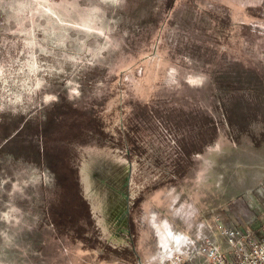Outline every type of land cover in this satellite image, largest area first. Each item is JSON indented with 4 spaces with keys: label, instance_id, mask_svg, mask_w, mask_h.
Masks as SVG:
<instances>
[{
    "label": "rangeland",
    "instance_id": "rangeland-1",
    "mask_svg": "<svg viewBox=\"0 0 264 264\" xmlns=\"http://www.w3.org/2000/svg\"><path fill=\"white\" fill-rule=\"evenodd\" d=\"M196 1L198 7L175 0L168 8L165 0H0V264H166L172 241L187 238L193 246L191 240L217 236L226 244L222 224H261L264 198L253 190L264 180V99L254 74L234 67L242 60L264 68V33L252 42L224 38L230 53L226 44L210 51L213 20L200 9L227 10L233 20L264 29V18L244 11L263 0ZM63 97L75 106L104 100L113 118L117 105L125 112L137 102L169 119L188 112L198 118L188 124L197 143L199 116L215 119L216 137L191 155L184 179L142 193L129 225L125 213L115 218L128 191L125 156L85 147L84 192L107 239L128 241L120 250L126 258L70 241L49 222L54 173L22 152L38 145L26 122L43 121ZM145 139L150 157L162 136ZM142 171L144 180L158 178L155 166ZM242 174L258 182L240 190ZM131 181L129 202L144 184Z\"/></svg>",
    "mask_w": 264,
    "mask_h": 264
},
{
    "label": "trees",
    "instance_id": "trees-1",
    "mask_svg": "<svg viewBox=\"0 0 264 264\" xmlns=\"http://www.w3.org/2000/svg\"><path fill=\"white\" fill-rule=\"evenodd\" d=\"M187 1L196 4L197 7L200 4L196 0ZM174 3L175 0H165L168 8H171ZM244 11L246 15L264 18L262 17L264 16V0L244 8ZM200 12L210 21L213 20L212 26L211 22L209 23L210 27H213L214 40L206 44L210 51L218 50L226 44L225 51L229 52V44L224 43V38L232 37L235 40L243 39L248 42L263 38V28L238 19L235 21L229 16L227 10L216 13L207 5L206 8H201ZM230 44L236 43L233 41ZM219 52L222 58V51ZM231 58L234 62L238 61L234 59L236 56L233 54ZM234 68L254 74L255 83L259 86L257 90L260 101H262L264 99V68L257 71V67H249L248 64L244 66L242 60L236 63ZM121 106H116L119 112L117 118H113L114 112L106 111L104 100L75 106L63 97L50 106L43 121L26 122L33 139L38 140V145L22 153L31 161L46 164L54 173V189L47 213L49 222L57 232L70 241L80 242L86 248L101 250L100 254L107 252L120 254L126 258V254L120 250L127 247L128 241L120 244L107 239L99 222H96L97 212L93 210L84 192L80 164L86 155L85 147L107 148L125 156L131 167L127 182L128 195L132 179L139 184L144 182L140 195L135 194L134 200L129 202V224L131 212L133 208L139 206L144 193L155 190L163 184L176 183L184 179L193 165L191 155L212 142L217 135V126L212 116L202 113L194 128L195 133L199 135V143H197L191 139L193 135L189 132L188 126L191 120H196L195 115L181 112L169 119L168 115H163L154 108L148 109L142 103L132 104V107L125 112ZM237 112L239 116L244 114L241 107L237 109ZM153 135L162 136L163 143L154 148L150 152L151 156L147 157L145 153L149 151V146L146 145L145 137ZM168 150L172 151V156L168 159L159 156V151L167 152ZM15 154L19 152L15 151ZM143 165L157 167L158 178L144 180ZM129 254L132 255V253ZM131 258L130 260H133L134 256L132 255Z\"/></svg>",
    "mask_w": 264,
    "mask_h": 264
},
{
    "label": "built area",
    "instance_id": "built-area-1",
    "mask_svg": "<svg viewBox=\"0 0 264 264\" xmlns=\"http://www.w3.org/2000/svg\"><path fill=\"white\" fill-rule=\"evenodd\" d=\"M253 192L264 198V180L257 183ZM262 206L263 219L256 228H241L232 223L221 225L219 232L226 244H221L217 236L205 237L196 243L191 240L193 246L187 238L172 241L166 264H264Z\"/></svg>",
    "mask_w": 264,
    "mask_h": 264
},
{
    "label": "crops",
    "instance_id": "crops-1",
    "mask_svg": "<svg viewBox=\"0 0 264 264\" xmlns=\"http://www.w3.org/2000/svg\"><path fill=\"white\" fill-rule=\"evenodd\" d=\"M221 141L222 140H218L217 142L218 146L221 145L222 143ZM239 178H241V181L236 182V188L240 190H243L245 187L255 185L258 182V180L256 179V177H254V175L242 174L241 176H239Z\"/></svg>",
    "mask_w": 264,
    "mask_h": 264
},
{
    "label": "flooded vegetation",
    "instance_id": "flooded-vegetation-1",
    "mask_svg": "<svg viewBox=\"0 0 264 264\" xmlns=\"http://www.w3.org/2000/svg\"><path fill=\"white\" fill-rule=\"evenodd\" d=\"M125 187H126V190H127V183H126V185H125ZM125 203H124V208L123 207H121V208H123L122 210H121V208L119 207V210L116 212V215H115V218L118 220V221H120V220H122L121 219V216L119 215L120 213H125V214H123V217L122 218H125V224H127V225H129L128 224V212H129V195H128V191H126V196H125V201H124ZM125 209H127V211L126 212H124V210ZM128 228H129V226H128ZM128 233H129V230L127 231V235H128Z\"/></svg>",
    "mask_w": 264,
    "mask_h": 264
},
{
    "label": "water",
    "instance_id": "water-1",
    "mask_svg": "<svg viewBox=\"0 0 264 264\" xmlns=\"http://www.w3.org/2000/svg\"><path fill=\"white\" fill-rule=\"evenodd\" d=\"M128 165H129V164H128ZM130 168H131V167H130V165H129V172H128V176H127V179H126L127 182L129 181L128 178H129ZM126 211H127V209L124 210V212H126Z\"/></svg>",
    "mask_w": 264,
    "mask_h": 264
}]
</instances>
